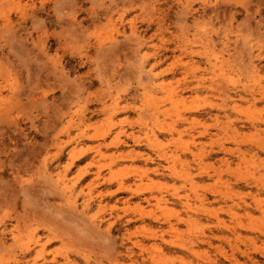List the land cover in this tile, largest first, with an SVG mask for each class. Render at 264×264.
<instances>
[{"label": "rangeland", "instance_id": "obj_1", "mask_svg": "<svg viewBox=\"0 0 264 264\" xmlns=\"http://www.w3.org/2000/svg\"><path fill=\"white\" fill-rule=\"evenodd\" d=\"M259 208L264 0H0V264H264Z\"/></svg>", "mask_w": 264, "mask_h": 264}, {"label": "bare ground", "instance_id": "obj_2", "mask_svg": "<svg viewBox=\"0 0 264 264\" xmlns=\"http://www.w3.org/2000/svg\"><path fill=\"white\" fill-rule=\"evenodd\" d=\"M146 98H147V97H146ZM113 100H115V99H113ZM113 100H112V101H113ZM114 102H115V101H114ZM103 104H105V103H103ZM114 104H115V103H114ZM112 105H113V104H112ZM115 105H117V104H115ZM104 106L106 107V105H102V108H103ZM108 106H109V104H108ZM108 106L106 107V109L108 108ZM113 106H114V105H113ZM100 108H101V107H100ZM102 108H101V109H102ZM109 108H110V106H109ZM77 109H78V108H76V111H75L76 113H77ZM97 109H98V107H97ZM106 109L104 108L105 112H108ZM98 110H99V109H98ZM102 110H103V109H102ZM104 110H103V111H104ZM108 110H110V109H108ZM111 110L114 111L113 108H111ZM111 110H110V111H111ZM148 110H149V109H148ZM151 110H152V109H151ZM72 111H73V110H72ZM79 111H80V110H79ZM100 111H101V110H100ZM110 111L108 112V114L111 113ZM115 111H116V110H115ZM115 111H114V112H115ZM155 111H157V110H155ZM155 111H154V112H155ZM146 112H147V111H146ZM72 113H73V112H72ZM76 113H75V114H76ZM112 113H113V112H112ZM112 113H111V115H112ZM108 114H106V115H107V116L105 117L106 120H107L108 118H112L111 116H108ZM155 114H156V113H155ZM155 114H154V115H155ZM71 115H73V114H71ZM147 115H149V114H147ZM68 116H69V115H68ZM107 117H108V118H107ZM147 117H149V116H147ZM153 117H154V116H152L151 118L153 119ZM68 118H69V117H68ZM149 118H150V117H149ZM69 119H70V118H69ZM155 120H156V119H154V122H155ZM67 121H68V120H67ZM108 121H111V119H109ZM108 126H109V125H108ZM108 126H107V127H108ZM107 127H106L107 132H109L110 130H108V129H109L110 126H109L108 128H107ZM106 129H105V127H104V130H105V131H106ZM101 131H102V132H101ZM103 132H104V131H103V127H102V130H99V132H98V136L101 135L100 137H103ZM99 133H100V134H99ZM104 133H106V132H104ZM104 135H105V134H104ZM115 136H116V135H115ZM114 139H116V137H114ZM102 140H103V139H102ZM103 142H104V141H103ZM222 150H226L225 147L222 146L221 151H222ZM227 151H228V152H231V151H229V150H227ZM73 163H74V162H73ZM100 178H101V173H100V170H98V172H96L95 180L98 181ZM112 178H113V176H112ZM105 179H106V178H104V180H105ZM57 181H58V180H57ZM106 181H108V180H106ZM118 181H119V180H118ZM120 181H121V180H120ZM120 181H119V182H120ZM122 181H123V180H122ZM246 182H247V181H246ZM64 188H65V187H64ZM118 188H119V190H124V183H123V182H120ZM62 190H63V191H62ZM62 190H60V191H62L61 193H62V197H63V196H64V192H65V190H64V189H62ZM119 192H120V191H119ZM68 193H69V195H70V192H68ZM68 193H67V194L65 193V194L68 195ZM66 195H65V196H66ZM69 195L66 197V199L69 197ZM72 195H73V194L71 193L70 196H72ZM72 197L74 198V196H72ZM66 199H63V201L66 200ZM87 199H88V198H87ZM87 199H86V200H87ZM89 199H90V198H89ZM89 199H88V200H89ZM68 200H69V201H68ZM72 200H73V199L71 198V199H67L66 201H67L68 203H70V204L67 205V206L70 207V209L73 208V210H74L75 207H73V206L75 205L74 203H76V201H75V202H74V201L71 202ZM75 200H76V199H75ZM66 201H65V202H66ZM65 202H64L65 205L68 204V203H65ZM87 202H88V201H87ZM147 202H148V200H147ZM71 203H73L74 205L71 204ZM85 203H86V202H85ZM243 203H244V202H243ZM248 203H249V202H248ZM253 203L256 204L255 207L258 206V204L255 203V200L253 201ZM90 204H91V203H90ZM72 205H73V206H72ZM83 205H84V208H83L84 210L88 209V207H89V203H86V204H83ZM90 206H91V205H90ZM71 207H72V208H71ZM81 208H82V207H81ZM159 208H160V207H159ZM218 208H219V207H218ZM218 208H217V210H220V208H219V209H218ZM164 209H165V208H162L161 210H164ZM215 209H216V208H215ZM228 209H229V208H228ZM259 209H260V208H259ZM75 210H76V209H75ZM77 210H78V209H77ZM80 210H81V209H79L78 212H80ZM166 210H167V209H166ZM166 210H165V211H166ZM221 210H222V209H221ZM260 210L262 211V209H260ZM263 210H264V209H263ZM165 211L163 212V214L165 213ZM223 211H225V210L223 209ZM81 212H82V211H81ZM81 212H80V213H81ZM86 212H87V211H86ZM86 212H85V213H86ZM214 212H216V210H215ZM226 212L229 213L230 211H227V210H226ZM262 212H263V211H262ZM87 213H88V212H87ZM249 213H250L249 211H246L245 214L249 215ZM263 213H264V212H263ZM83 215H85V214H83ZM118 215H119V214H118ZM118 215L116 214L117 217H115L114 219H112V221H110V222L107 221V222H108V225H107V227H106V226H105V227L107 228L106 230H107L108 232H111V231L113 230L114 226H115L118 222L122 221V220H121V219H122V215H121V216H118ZM146 215L148 216V218H149V215L151 216L150 213H148V214H146ZM164 215H165V214H164ZM213 215H215V214H213ZM85 216H86V215H85ZM89 216H90V215H89ZM89 216H88V217H89ZM216 216H217V213H216ZM88 217H87V218H88ZM218 217H219V216H218ZM89 218H90V217H89ZM89 218H88V221L90 220ZM91 218H92V219H91L92 224L94 223L93 225H96L97 227H99V226L101 227L102 221H101L99 218L97 219L95 216H91ZM152 218H153L152 220L157 221V218H156V217H153V216H152ZM216 218H217V217H216ZM141 219H142L141 221L146 222V219H143V218H141ZM220 220H221V219H220ZM168 221H169V220H168ZM217 221H219V220H217ZM89 222H90V221H89ZM91 222H90V223H91ZM131 222H132V219H131V218L126 219V220L124 221V223H123V224L125 225L124 227L128 226L129 224H131ZM182 222H184V221H182ZM191 222H192V221H191ZM187 223H188V222H187ZM187 223L185 222L186 225H187ZM189 223H190V221H189ZM191 224H192V223H191ZM216 224H217V225L215 226L216 229H222V228H226V229H227V227L224 226L225 224H224V225H221V224H223L222 221L219 222V223L217 222ZM116 226H117V225H116ZM221 226H222V227H221ZM105 227H104V228H105ZM14 229H15V228H14ZM172 230L174 231V230H176V229L172 228ZM123 231H124V230H123ZM14 232H15V231H14ZM14 232L11 231V233H12V235H13L12 238H13V239H16V236H15V233H14ZM126 232H127V234H128L129 231H126ZM1 235H2V234H1ZM121 236H122V235H121ZM124 237H127V235L125 234ZM122 238H123V236H122ZM212 238H221V237H220V236H217V235H213V236L211 237V239H212ZM12 241H13V240H12ZM14 241H15V240H14ZM121 242H122V240H121ZM200 242L205 243V244H208V245H210V246H211V244H212L210 238H209V239L206 238V239H203V240L201 239ZM132 245H134V243H133ZM128 247H129V246H128ZM125 248H127V247H125ZM144 248H145V247H144ZM144 248H143V249H144ZM125 250H126V249H125ZM139 250H141V249H139ZM144 250H145V249H144ZM128 251H129V252L131 253V255H132L133 250H132L131 248H129ZM133 253H134V252H133ZM128 254H129V253H127V255H128ZM247 255H248V254H247ZM129 256H130V255H129ZM209 257H210V256H209ZM210 258H211V260L215 259V258L212 259V257H210ZM234 258H235V257H233V256H231V257H226V259H227L229 262H231V263H233V260H235ZM249 258H250V255H249ZM207 259H208V257H207ZM236 259H237V258H236ZM250 259H252V258H250ZM208 261H210V259H208ZM152 262H153V261H152ZM152 262H151V264H155V263H156L155 261H154V263H152ZM211 262H212V264H218V261H217V260H213V261H211ZM211 262H210V263H211Z\"/></svg>", "mask_w": 264, "mask_h": 264}]
</instances>
